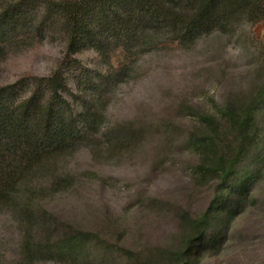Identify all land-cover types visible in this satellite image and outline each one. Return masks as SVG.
Returning <instances> with one entry per match:
<instances>
[{
  "label": "rangeland",
  "instance_id": "1",
  "mask_svg": "<svg viewBox=\"0 0 264 264\" xmlns=\"http://www.w3.org/2000/svg\"><path fill=\"white\" fill-rule=\"evenodd\" d=\"M36 8L42 14L46 3ZM18 33L0 58V87L61 69L75 114L90 103L102 118L94 142L59 163L56 176L72 183L46 199L48 215L35 229L38 240L93 233L86 256L38 264H178L194 239L192 222L206 214L204 236L185 262L264 264V20L186 43L168 30L149 32L107 58L87 47L67 59L59 24L41 42ZM249 106L260 135L223 188L219 174L200 167L205 142L214 135L232 148L226 110ZM27 230L0 208V264H22Z\"/></svg>",
  "mask_w": 264,
  "mask_h": 264
},
{
  "label": "trees",
  "instance_id": "2",
  "mask_svg": "<svg viewBox=\"0 0 264 264\" xmlns=\"http://www.w3.org/2000/svg\"><path fill=\"white\" fill-rule=\"evenodd\" d=\"M0 1L4 4L0 10V58L11 37L18 39V32L27 30L30 39L41 42L55 24L68 36L70 59L87 47L104 58L121 43L134 49L149 32L168 30L186 43L214 31L229 32L242 21L264 20V0ZM41 1L46 9L35 15ZM29 87L31 95L23 98L21 94ZM68 91L61 69L48 78H24L0 87V208L28 229L21 246L22 264L48 260L76 263L86 256L94 237L82 230L55 240H38L35 234L48 215L46 199L72 183L70 175L56 176L59 163L94 142L102 119L90 103L77 116L65 96ZM242 111L226 110L236 133L232 148L225 150L214 135L205 142L208 154L200 167L219 174L223 188L230 184L260 135L253 107ZM203 119L212 129L217 127L214 117ZM208 219L206 214L192 222L195 236L185 254L177 255L178 264H188L191 244L203 238Z\"/></svg>",
  "mask_w": 264,
  "mask_h": 264
}]
</instances>
